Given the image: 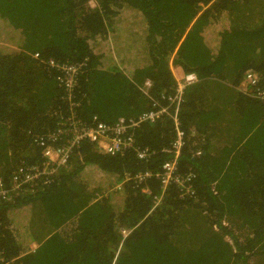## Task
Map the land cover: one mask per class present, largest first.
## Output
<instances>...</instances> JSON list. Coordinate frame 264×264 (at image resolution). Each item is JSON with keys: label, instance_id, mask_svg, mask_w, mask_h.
<instances>
[{"label": "trees", "instance_id": "trees-1", "mask_svg": "<svg viewBox=\"0 0 264 264\" xmlns=\"http://www.w3.org/2000/svg\"><path fill=\"white\" fill-rule=\"evenodd\" d=\"M172 56L178 70L199 76L180 111L188 138L179 166L194 173V196L174 185L162 192L155 175L115 184L157 173L171 158L167 116L137 126L133 146L113 155L83 141L50 183L42 176L35 189L24 184L0 200L9 264H251L263 254L264 108L236 87L255 68L264 88V0H0L4 187L17 167L41 162L38 135L69 124V92L49 59L82 65L77 113L92 125L94 116L108 124L137 117L172 92ZM141 149L151 154L140 159Z\"/></svg>", "mask_w": 264, "mask_h": 264}, {"label": "built area", "instance_id": "built-area-1", "mask_svg": "<svg viewBox=\"0 0 264 264\" xmlns=\"http://www.w3.org/2000/svg\"><path fill=\"white\" fill-rule=\"evenodd\" d=\"M202 6L205 7L204 4ZM34 56L35 58L40 57L39 53L34 54ZM47 64L58 72L57 80L69 92L67 97H65V101L69 105V113L66 116L69 124L62 122L54 132L36 137L35 144L40 149L41 162L37 163L35 167H29L28 171L24 166L17 167V170L10 177L12 183L9 188L4 187L7 184L0 177V200L10 197L11 191L16 193L25 191L24 184L36 187L38 184L36 179L42 176H44L43 184L50 183V176L61 167L68 165L73 151L83 141L91 142L100 153L113 155L133 146L132 130L137 126L142 123H156L166 116L171 119L173 125L174 138L170 147L166 149L167 153L171 154V158L164 161L159 172L146 171L138 172L134 176L125 175L116 186L120 188L122 184L131 178L138 184H142L145 179L155 175L159 180L162 192L169 186L174 185L179 189L182 197L194 196L195 191L192 188V183L195 175L192 170L187 172L180 171L179 159L188 138L187 131L182 127L180 111L186 100L187 88L199 82V76L196 72L184 73L181 70L176 71L178 68L173 64L170 67L176 77L175 87L172 92L163 93L158 98L152 99L153 107L142 112L137 117L113 124L100 121L97 116H94L93 124L87 125L77 113L80 103L75 96V88L78 86V75L82 65L58 61L52 58L47 61ZM260 80L259 72L255 68H249L244 72L242 81L236 88L242 93L260 99L264 108V88L260 89ZM143 90L148 94L147 85L144 86ZM148 96L150 97V95ZM199 153L200 151L196 152V154ZM150 154L151 151L149 149L137 151V156L140 159H146ZM143 191L150 192L147 188H143ZM214 193H216V190ZM162 198L163 193L154 196V207L161 203ZM222 223L224 225L227 224L225 220ZM121 231L124 236H127L131 229L123 227ZM9 263L10 260L3 253H0V264Z\"/></svg>", "mask_w": 264, "mask_h": 264}, {"label": "crops", "instance_id": "crops-1", "mask_svg": "<svg viewBox=\"0 0 264 264\" xmlns=\"http://www.w3.org/2000/svg\"><path fill=\"white\" fill-rule=\"evenodd\" d=\"M174 64V58H173V56L171 57V59H170V66L171 65H173ZM176 71H179V70H176ZM224 95L226 96V97H229V95L227 94V92H225L224 93ZM229 102V101H228ZM231 103V102H230ZM227 239H229L228 237H227ZM38 241L37 240H35V241H32L31 243H30V248L32 249V250H36L37 249V247H38V243H37ZM251 264H264V252H263V254H259V255H257L256 257H254L252 260H251Z\"/></svg>", "mask_w": 264, "mask_h": 264}, {"label": "rangeland", "instance_id": "rangeland-1", "mask_svg": "<svg viewBox=\"0 0 264 264\" xmlns=\"http://www.w3.org/2000/svg\"><path fill=\"white\" fill-rule=\"evenodd\" d=\"M92 3V5H95V2L94 1H92L91 2ZM204 8V7H203ZM121 181L119 180V181H117V183H115V184H119Z\"/></svg>", "mask_w": 264, "mask_h": 264}, {"label": "clouds", "instance_id": "clouds-1", "mask_svg": "<svg viewBox=\"0 0 264 264\" xmlns=\"http://www.w3.org/2000/svg\"><path fill=\"white\" fill-rule=\"evenodd\" d=\"M40 156H41V153H40ZM98 196H99V195H98ZM98 196H97V198H99ZM100 196H101V194H100Z\"/></svg>", "mask_w": 264, "mask_h": 264}]
</instances>
